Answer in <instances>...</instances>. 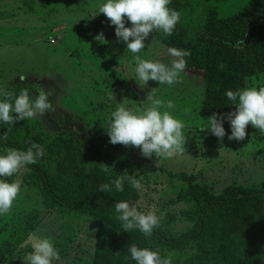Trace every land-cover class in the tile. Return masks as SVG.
I'll use <instances>...</instances> for the list:
<instances>
[{"label": "rangeland", "instance_id": "obj_1", "mask_svg": "<svg viewBox=\"0 0 264 264\" xmlns=\"http://www.w3.org/2000/svg\"><path fill=\"white\" fill-rule=\"evenodd\" d=\"M188 1L190 7L183 9L182 15L191 37L202 24L209 4L215 5L220 15H227L250 0ZM104 2L0 0V88L23 83L31 88L33 98L40 87L51 90L49 100L54 107L80 129L86 167L130 169L143 185L133 205L140 211L155 210L168 231L180 233L190 225L181 213L187 205L174 199L180 184L169 171L193 173L198 182L204 181L216 190L229 183L264 185V133L249 124L246 138L237 141L228 139L230 125L228 128L223 125L226 135L222 139L208 131V117L200 108L201 71L185 69L179 82L171 86L149 80L143 87L134 70V55L168 64L171 60L166 52L168 47L150 33L145 38V48L131 53L124 42H118L115 26L108 18L102 13L92 17ZM125 26L131 27L126 18ZM99 33H103L107 43L94 39ZM21 76L25 77L23 81ZM249 87H264V74L248 79L246 88ZM153 88L155 98L175 104L173 109L160 111H168L185 124L184 154L146 158L139 148L109 143L105 125L117 107L116 102L133 111L144 110L150 106L146 97ZM111 92L115 101L109 99ZM28 120L31 130L45 137L61 131L49 112ZM13 126L20 127L17 122ZM0 223L9 228L31 224L27 240L33 234L50 237L63 264L90 263L97 222L63 209L45 208L32 185L22 182L11 211L0 216ZM20 264H25L23 259Z\"/></svg>", "mask_w": 264, "mask_h": 264}, {"label": "trees", "instance_id": "obj_2", "mask_svg": "<svg viewBox=\"0 0 264 264\" xmlns=\"http://www.w3.org/2000/svg\"><path fill=\"white\" fill-rule=\"evenodd\" d=\"M169 7L181 14L172 35L153 33L167 47L190 50L191 55L185 58L187 69L202 73L201 113L209 117L234 111L225 93L244 89L248 79L264 74V0H250L227 15H220L215 5L209 4L202 24L191 37L182 15L190 2L171 0ZM22 88H28L32 96L29 86L14 83L0 88L1 100L4 91L17 96ZM49 116L61 128L52 137L33 132L28 119L17 121L20 127L11 130L0 123V155L8 148L27 150L31 143L42 147L45 155L26 166L22 182L36 188L45 208L63 209L97 222L89 264H136L128 252L133 243L158 250L162 257L175 252L172 264H264L263 184L229 183L216 190L204 181L198 182L193 173L169 171L180 184L174 199L187 205L181 213L190 222L189 227L171 233L160 223L150 237L138 229L125 232L114 204L127 201L133 205L139 192L127 180L124 191L118 192L113 182L120 175L133 176L132 171L86 167L80 129L57 109ZM7 179L11 182L13 177ZM104 183L111 191L98 190ZM32 227L9 228L0 223V264L21 263L31 251L26 241ZM4 232L7 236H2Z\"/></svg>", "mask_w": 264, "mask_h": 264}, {"label": "clouds", "instance_id": "obj_3", "mask_svg": "<svg viewBox=\"0 0 264 264\" xmlns=\"http://www.w3.org/2000/svg\"><path fill=\"white\" fill-rule=\"evenodd\" d=\"M170 3L171 0H105L92 17L102 13L110 24L115 26L118 42H124L131 53L137 54L145 48L144 41L150 33L162 31L165 35H172L181 14L170 8ZM125 18L131 23V27L125 26ZM94 39L107 43L103 33H99ZM166 52L171 57L168 64L134 55V70L143 87L149 80L169 86L179 82L180 74L187 69L185 58L191 55L190 50L168 47ZM20 79L23 81L25 77L21 76ZM155 93L156 88H153L147 94L146 99L150 106L144 110L133 111L124 103L116 102L117 107L111 112L105 125L109 143L139 148L141 155L146 158H171L185 153V124L168 111H160L161 108L173 109L175 104L171 100L165 103L155 98ZM2 95L4 99L0 100V123L8 125V130H11L17 121L43 117L45 112L56 110L49 100L52 91H45L41 87L35 98L30 97L28 88H22L17 96L7 91ZM225 95L235 106V110L219 116L217 113L209 116L208 131L222 139L226 135L223 127V121L226 119L231 128L229 140H244L249 124L264 133V87L228 90ZM109 99L115 101L112 92ZM3 136L6 140L7 132H4ZM5 153L0 155V178H16L11 182L8 179H0V216H5L11 211L13 202L21 192L22 170L27 165L36 164L39 158L45 155L42 147L36 143H31L27 150L8 148ZM125 180L134 189L143 188L141 181L132 175H120L113 182L116 191H124ZM98 190L103 193L111 191V188L108 183H104ZM114 208L119 214L116 218L122 221V230L125 232L138 229L144 236L150 237L153 229L160 225V217L153 209L140 211L137 206L127 201L116 202ZM26 245L31 247V251L22 257L25 264H54L55 261L63 264L59 250L54 247L50 237L33 234L29 236ZM128 252L136 264H172L176 255L175 252H170L162 257L158 250L140 248L134 243L128 246ZM125 259H128V256H125Z\"/></svg>", "mask_w": 264, "mask_h": 264}, {"label": "crops", "instance_id": "obj_4", "mask_svg": "<svg viewBox=\"0 0 264 264\" xmlns=\"http://www.w3.org/2000/svg\"><path fill=\"white\" fill-rule=\"evenodd\" d=\"M224 124H226V125H227V126H226L227 128H228V126L230 125V124H229V122H228V123H226V122H223V125H224Z\"/></svg>", "mask_w": 264, "mask_h": 264}]
</instances>
